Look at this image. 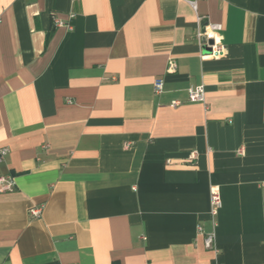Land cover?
Segmentation results:
<instances>
[{"label": "crops", "instance_id": "obj_1", "mask_svg": "<svg viewBox=\"0 0 264 264\" xmlns=\"http://www.w3.org/2000/svg\"><path fill=\"white\" fill-rule=\"evenodd\" d=\"M1 148L0 264H264V0H0Z\"/></svg>", "mask_w": 264, "mask_h": 264}, {"label": "built area", "instance_id": "obj_2", "mask_svg": "<svg viewBox=\"0 0 264 264\" xmlns=\"http://www.w3.org/2000/svg\"><path fill=\"white\" fill-rule=\"evenodd\" d=\"M188 4L193 9H196V0H185ZM201 18H198V21H200ZM221 28L220 24L217 23H210L207 22L204 24L203 29L200 30L197 33L198 40L200 42H208L211 41L213 38V32L215 30H218ZM226 46L223 44H216L212 43L210 44V51L209 53L202 54L201 58L206 59V58H221L226 55ZM168 70L169 72H174L176 70V63L173 58H169L168 61ZM163 82L162 79L157 78L154 81V90L156 93H160L162 90ZM188 98L191 101H196V102H205V95H204V87L202 84L190 87L188 89ZM177 103L176 101L173 102V104ZM7 148H1L0 149V158L7 153ZM12 183L11 178L9 177H0V188L2 185L9 186ZM209 204H210V214L214 218L218 210L221 206V198H220V192L217 186H214L210 190V197H209ZM30 213L34 216H37L39 214V209L38 208H31ZM198 230H201L199 227ZM212 241V235H209L205 243L209 246Z\"/></svg>", "mask_w": 264, "mask_h": 264}]
</instances>
